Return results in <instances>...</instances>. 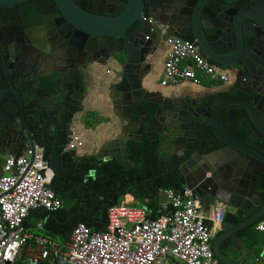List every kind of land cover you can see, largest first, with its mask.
I'll list each match as a JSON object with an SVG mask.
<instances>
[{"label": "water", "instance_id": "obj_1", "mask_svg": "<svg viewBox=\"0 0 264 264\" xmlns=\"http://www.w3.org/2000/svg\"><path fill=\"white\" fill-rule=\"evenodd\" d=\"M45 1L52 4L53 13L65 16L70 27V54L66 59L74 62L76 56H95L94 61H79L64 73L69 78L66 84L73 88L68 91L70 104L81 94V86L84 94L87 93L90 86L88 81H93L91 72L95 71L102 78L112 73L110 70L106 73L108 67L114 71V82L110 86L115 87V108L122 113V134L119 139L121 156L118 158L120 165L131 162L127 143L132 138V129L140 126L139 118H133V107L142 102L135 100L134 96L145 92L148 95H161L146 91L143 86L151 81L155 83L154 66L162 42L171 37L191 42L212 66L227 71L232 68L237 70L236 85L233 88L249 96V101L233 100L219 106L223 102L219 97L212 106L203 107L206 114L202 117L195 115L196 111L190 107L181 111L175 107L167 108L164 121L156 117L162 112L158 110L151 115L155 119L152 124L143 123L140 126L141 133L151 130L156 124H162L167 131L173 126L190 128L195 124L194 120L190 121L191 117L211 126L218 142L224 146L208 154L196 152L178 168L186 154H177L174 160L179 183L174 190L181 193L189 189L193 198L204 207L205 213H209L219 203L236 209L238 202L248 201L254 208L262 204L254 215L238 225L225 224L224 233L214 240L216 258L223 264H235L224 253L222 245L229 239L232 247L237 248L248 237L246 229L264 217V198L256 192L257 179L264 173V153L226 132L219 123V114L227 109L228 121L233 122L239 109L245 110L254 132L253 138L264 137V0H0V13H22L25 18V13L42 12L41 5ZM30 3L36 7L28 9L26 5ZM34 52L31 49L23 50L22 75L17 74V65H8L9 76L19 79L15 85L31 82ZM51 83L57 89L58 85L65 84V80L63 76H53ZM238 83L246 84L248 90L241 89ZM26 92L34 95L28 89ZM20 94L18 92L19 133L27 139L29 145L17 147L16 143L9 144L4 152H1L0 145V175L10 157L19 158L26 148L34 147L31 140L33 130L23 112L24 98ZM124 97L129 102L123 101ZM4 112L13 115L5 107ZM146 117L149 118L148 115ZM0 130L3 131V128L0 127ZM65 147L54 144L52 149L50 167L57 175L66 162L76 158L74 152H65ZM187 147L188 151H192ZM254 167L260 170L253 174L251 181L247 175ZM245 182L251 183L250 190H243ZM160 188L154 185L153 196L158 195ZM93 189L84 186L83 192ZM59 190L60 195L56 196L64 202V197H61L63 189ZM108 198L100 197L102 205L106 204ZM115 204L114 197L108 208ZM107 210L101 219L95 218L99 208L90 216L94 230H99L101 225L107 226ZM149 219L152 221L153 217Z\"/></svg>", "mask_w": 264, "mask_h": 264}, {"label": "flooded vegetation", "instance_id": "obj_2", "mask_svg": "<svg viewBox=\"0 0 264 264\" xmlns=\"http://www.w3.org/2000/svg\"><path fill=\"white\" fill-rule=\"evenodd\" d=\"M26 6L28 9L36 7L31 3ZM41 7L43 8L42 12L25 13V18L22 16V13H0V127L3 128V131L0 130L2 132L0 145H2L1 152L6 151L9 144L16 143L15 146L18 144L17 147L23 144L26 147L29 145L27 139L22 138L19 133L21 125L18 118L20 112L18 92H20V95L24 98L23 112L26 114V120L33 130L31 134L33 145L42 149L45 159L50 162L54 144L66 145L64 151L68 153L74 152L76 155L77 151L68 150V145L77 127L80 124L85 125L86 123L89 124L96 121V117L93 115L94 112L89 108L91 97L94 96L91 85L92 80L88 81L90 86L86 90L87 93L84 94V89L81 86V94L70 104L68 91L73 88L66 84L69 78L64 74L69 68L76 66L77 62L94 61L95 56H76L74 62L68 61L66 57L70 54L68 51V37L71 34V30L66 18L61 13H53L50 2H43ZM166 41L159 45L156 64L160 61L167 48ZM29 49L36 52L33 53V74L30 77L32 80L27 84L15 85L19 82V79L9 76L7 72L8 65H17V74L22 75L23 50L29 51ZM156 64L154 70H156ZM147 67L149 68L150 65ZM228 72L230 83L223 91H211L204 95H199L195 99L185 97L182 94L165 96L160 89L151 92L160 93L161 95H148L146 92L145 94H137L134 96V99L142 103L134 105L133 118H139L140 126L143 123L149 125L155 121L151 115L158 110H162V112L156 117L164 121L166 118L164 111L167 108L172 109L175 107L181 111L190 107L196 111L195 115L202 117V115L206 114V110L203 107L212 106L219 97L223 100L219 106L233 100L249 101V96L233 88L236 85L237 70L232 68ZM53 76H63L65 84L58 85V88L55 89L51 83ZM160 80H156L155 85L158 86ZM238 86L243 90H248L246 84L238 83ZM143 87L146 89V86ZM26 89L34 95H29ZM146 91L150 90L146 89ZM123 101L129 102V99L124 97ZM109 102L112 109L117 110L115 108V87L113 86L110 87ZM4 107L12 112L13 115L10 116L5 113ZM241 110L239 109L237 117ZM224 111L228 112L227 109L220 112L219 123L221 114ZM119 113L122 116V113ZM147 115L149 116L148 119ZM193 120L195 124L190 128L173 126L171 130L167 131L162 124H156L151 130H145L143 133H141L140 126H135L132 129V138H130L128 143L142 144L145 142L150 145L151 149H156L160 155L156 164L143 166L142 163H138L135 159L131 158L128 151L131 162L120 165L118 158L121 156V145L119 144V139H115L108 142L106 147L104 145L87 146L85 155L75 158L74 161L66 162L64 168L59 170L58 175L52 170L50 189L57 196L60 195L59 188L63 189L61 197H64L65 201L62 210L65 208V204H69L72 209H76L75 207L79 206L81 209L80 213L89 218L99 208L96 215L102 217L103 212L106 208L108 209V204L114 201V197L116 203L120 200V196L123 193L129 191L136 197L141 188L148 183H150L152 190L154 185L161 187L159 192L170 185L174 189L179 183V179L176 177L177 174H175L176 165L174 160L177 154L183 152L186 154L180 160L178 168L195 155L196 152L208 154L218 149H213L215 146L209 141L212 138L209 132H213L211 126L206 123H200L199 120ZM220 125L223 128L221 123ZM261 137L259 136L255 140L259 141ZM21 138L24 139L23 142ZM187 146L192 151H188ZM112 160L115 161L118 167L123 169V173H120V171L111 172L108 178H104L100 169L104 164ZM259 170L258 167L252 168L247 175V179L252 181L253 174ZM262 176H264V173L258 177L256 182L257 193L259 192L258 185ZM245 184L246 189L244 188L243 190H250L251 183L245 182ZM84 186L93 187L94 189L84 193ZM105 196L109 198L106 200V204L102 205L103 202L100 200V197ZM236 205L238 206L236 212L238 217H247V219L254 215L258 208H254L248 201L238 202Z\"/></svg>", "mask_w": 264, "mask_h": 264}, {"label": "built area", "instance_id": "obj_3", "mask_svg": "<svg viewBox=\"0 0 264 264\" xmlns=\"http://www.w3.org/2000/svg\"><path fill=\"white\" fill-rule=\"evenodd\" d=\"M161 86L188 82L228 85L227 70L212 66L191 42L171 37ZM74 134L68 150L83 147ZM52 169L39 147L26 148L19 158L10 157L0 175V264H166L170 257L180 264H223L212 248V225L201 214L192 192H163L159 217L149 219L147 209L121 203L108 208L105 231L84 224L73 230L70 241L59 245L50 238L31 233L26 220L35 210L58 212L63 202L50 189ZM226 220L223 206L216 208L212 224ZM43 228V222L38 224ZM256 230L263 237L264 217ZM24 249V252H22Z\"/></svg>", "mask_w": 264, "mask_h": 264}, {"label": "crops", "instance_id": "obj_4", "mask_svg": "<svg viewBox=\"0 0 264 264\" xmlns=\"http://www.w3.org/2000/svg\"><path fill=\"white\" fill-rule=\"evenodd\" d=\"M166 52L167 48L160 59V61L156 64V70H154V81L163 78V66H164V61L166 57ZM112 66V65H110ZM110 70L112 73H107V71ZM116 70V67H115ZM106 76L104 77H98L95 74V71L92 73L91 76L93 77L92 81V92L94 96L91 97V100L89 102V108L91 111H93V115L96 117V121L90 122L89 124L86 123L85 125L80 124L77 127V130L75 131V134L79 135L83 142L84 145L80 149H77L76 151V158L82 157L85 155V152H87V146L92 147V146H98V145H108V142L115 140V139H120V136L122 134V117L116 109L113 110L111 107V104L109 102V93H110V85L114 82V76L112 75L114 73L113 69L108 67L106 70ZM229 74V72L227 71ZM161 80L158 83L159 85H155L154 82L148 83L146 85V89H149L150 91H156L157 89L162 90L165 96H171L173 94H182L185 97L195 99L199 95H204L206 93H209L211 91L213 92H220L223 91L227 85H219V86H214L208 79H202V85L201 86H195L191 83H179L177 85H171L167 87H162L161 86ZM204 81L208 82V86L204 87L203 83ZM111 96V94H110ZM193 118H190V121H192ZM86 144V146H85ZM85 146V148H84ZM165 153H167L165 151ZM114 161V160H112ZM50 163V162H49ZM105 165V164H104ZM173 189V188H171ZM168 190V189H167ZM165 189L161 192L158 191V195L154 196L157 197L155 200L145 199V202L143 203L141 199L139 198L138 195L134 197L131 192H126L123 193L120 196V200L116 204H121V203H126L130 205H134L140 208L147 209L150 212V216L153 217V219H156L154 215H159V206L158 204L162 200L163 192ZM153 195V191H152ZM63 202V201H62ZM64 204V202H63ZM115 204V205H116ZM223 206L226 210V216L231 215L233 217H238L237 215V209L236 208H227L226 206L222 204H217L216 206H213L211 208V211L209 213L204 212V207L200 205V211L203 216L207 218V222L212 225V240H215L217 237L222 235L224 233V225L227 223H230L232 226L238 225L235 223L232 219L225 220L224 223L222 224H212L210 221L211 216L215 212L216 208ZM262 206V204L259 205L257 209H259ZM71 206L69 204H65V208L61 212V216L64 214V211L66 212L68 219V225L72 226L73 221L72 217H74L77 214H80V209L75 207L76 209L70 208ZM83 214V213H82ZM86 217V216H85ZM91 223L93 221L90 219V217H86ZM95 218L101 219L102 217H99L95 214ZM261 220V219H260ZM259 220V221H260ZM258 221V223H259ZM40 222H43V228L38 229V224ZM33 223V222H32ZM257 223V225H258ZM31 226L28 225V219L26 220V227L27 229L38 236H43L45 238H50L52 241L58 244L56 239L63 238L62 236L54 239L52 237L46 236L44 233V221H37L34 222L33 224L30 223ZM255 225V224H254ZM253 225V226H254ZM256 225V226H257ZM253 226L249 227L246 229V233L248 237L243 240L241 244L238 245L237 248L232 247L231 241L228 239L225 241L222 245L224 253L235 263V264H264V255L262 252V247H263V237L261 233H259ZM101 227H106V225H101ZM93 229V228H92ZM95 230V231H100ZM94 230V229H93ZM106 230V229H105ZM104 230V231H105ZM64 239V238H63ZM71 239V238H70ZM70 239L65 240L64 239V244H67ZM62 245V246H63ZM213 248V246H212ZM214 251V250H213Z\"/></svg>", "mask_w": 264, "mask_h": 264}, {"label": "trees", "instance_id": "obj_5", "mask_svg": "<svg viewBox=\"0 0 264 264\" xmlns=\"http://www.w3.org/2000/svg\"><path fill=\"white\" fill-rule=\"evenodd\" d=\"M220 123L222 124L224 130L228 132L229 134L233 135L234 137L240 139L241 141L245 143H249L253 145L255 148H257L259 151L264 153V137L262 136L261 139L255 140L252 137L253 130L251 129V122L247 119V114L245 110H241L239 112V116L232 122H228V112L224 111L221 114ZM210 137V143L215 146V148H220L224 146L223 144L219 143L217 138L214 136L213 132H209ZM128 151L131 155V158L135 159L138 163H142L143 166L147 165H153L156 164L159 160V153L156 149H151L150 145L147 143L137 144L133 142L128 143ZM122 168L118 167L115 164V161H110L102 166L100 169L101 174L104 178H108L109 174L111 172H122ZM165 190L171 189L170 186H166L164 188ZM152 187L150 183L146 184L141 188V190L137 193L141 201L144 203L145 199H151L155 200L157 197H154L152 195ZM258 195L264 197V176H262L259 185H258ZM159 206V204H158ZM62 210H59L58 212H48L46 210H35L31 213V215L28 218V225L33 224L37 221H44V233L46 236L52 237L54 239L62 236L65 240H68L71 238L73 230L78 226L79 224H84L87 227L92 229V223L89 221L84 214L80 213L72 217L73 225H68V217L66 215V212L64 211V214L61 216ZM156 218L159 217V215H154ZM232 219L235 223L239 224L240 222L247 219V217H233L231 215L226 216V220ZM33 222V223H32ZM258 223V222H257ZM257 223L253 226L257 225ZM208 225H210L207 222ZM106 227H101L100 231H104ZM214 240H212V246H213Z\"/></svg>", "mask_w": 264, "mask_h": 264}, {"label": "rangeland", "instance_id": "obj_6", "mask_svg": "<svg viewBox=\"0 0 264 264\" xmlns=\"http://www.w3.org/2000/svg\"><path fill=\"white\" fill-rule=\"evenodd\" d=\"M202 82H203V80H202ZM185 83H188V82H185ZM203 85H204V87H207L208 86V82L204 81ZM56 240H57L59 245H63L64 242H65L63 238H59V239H56ZM22 252H24V249H22ZM166 264H180V263H178L176 260H173L172 258L169 257L167 259V261H166Z\"/></svg>", "mask_w": 264, "mask_h": 264}]
</instances>
